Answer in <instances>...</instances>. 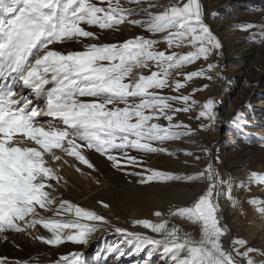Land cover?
Listing matches in <instances>:
<instances>
[{"label": "snow or ice", "instance_id": "1", "mask_svg": "<svg viewBox=\"0 0 264 264\" xmlns=\"http://www.w3.org/2000/svg\"><path fill=\"white\" fill-rule=\"evenodd\" d=\"M127 3L140 7H126L121 0H0V234L32 235L31 230L42 226L51 235L35 238L47 245H86L91 234L108 225L131 237L128 243L135 251L151 246L175 264H242L237 256L246 264H264V252L249 247L245 239H234L231 250L224 247L222 237L228 229L218 216V188L223 181L212 165L195 176L153 169H147V177L137 171L128 173L140 176L142 185L206 181V190L191 205L153 213L158 218L198 223L199 239L174 225L169 227V219L133 221L161 238L129 232L111 225L95 211L53 195L61 177L50 163L62 166L69 163L65 157H74L94 170L85 149L106 156L117 169L143 167L141 154L167 152L159 145L191 134L190 126L176 121V116L193 110L198 104L193 95L202 89L193 88L189 94L181 90L194 78L213 79L208 73L217 66L211 63L207 69L183 71L200 59L207 61L221 46L204 22L199 0H169L163 5L159 0ZM135 16L143 18L133 19ZM126 22L150 36L164 35L162 39L140 35L119 44L96 43L93 41L100 37L84 27L116 29ZM67 41L80 43L82 50L63 52L50 47ZM160 43L167 48L159 50ZM184 47L194 50L175 51ZM207 87L203 85V89ZM23 89L33 95H21ZM41 99L44 107L37 103ZM215 106L211 98L200 104L197 119L209 122L202 128L214 126ZM182 128L186 131H174ZM250 182L264 185V175L252 173ZM249 203L264 218V201L251 199ZM65 215L73 218L63 219ZM109 251L125 255L119 247ZM253 253L262 259L254 258ZM60 261L85 264L75 252L61 256Z\"/></svg>", "mask_w": 264, "mask_h": 264}, {"label": "rangeland", "instance_id": "2", "mask_svg": "<svg viewBox=\"0 0 264 264\" xmlns=\"http://www.w3.org/2000/svg\"><path fill=\"white\" fill-rule=\"evenodd\" d=\"M237 1L239 3L229 6L227 9L216 7L214 3L211 7L202 9L204 22L218 38L221 46L213 51L207 61L200 59L183 69L184 72H193L201 68L207 69L209 63L217 66L208 73L213 77L212 80L194 78L186 84L185 89L181 90L183 94H189L193 88L202 89L193 95V98L198 101L193 110L189 113H179L176 116V121H182L190 126L191 134L159 145L167 148V152L141 154L143 167L136 169L130 166L117 169L106 156L95 150L85 149L87 158L94 165V170L87 166L82 168L79 166L81 171L77 174H61L57 171L61 179L57 186V192L53 195L58 199L70 201L103 215L115 227L161 238L149 229L133 225L134 220L149 219V217L143 215L141 211L139 213L133 206L125 207L128 192L136 195L150 192L160 198L163 204L161 206H165V210L168 211L170 207L191 205L204 193L207 182L203 180H176L168 183L153 181L142 185L138 182L140 176L128 173L137 171L147 177L150 174L147 169H153L181 177L195 176L212 165L223 181V184L218 188L221 193L218 198V216L221 225L228 229V233L222 237L224 247L231 250L234 239H245L249 247L264 252V228L256 239H248L256 227L252 220V214L256 211V207L249 201L251 199L264 201V185L250 182L252 173L264 175V0ZM93 2L98 3L99 0H93ZM121 2L129 8L140 7L127 3V0H121ZM159 2L163 5L167 4L169 0H159ZM159 10L153 9V11ZM0 18L3 17L0 16ZM132 18L141 19L143 17ZM216 22L231 23L230 33L242 42L239 47L246 52L241 56L242 59L232 57L233 53L223 46L218 32H214V23ZM84 27L100 37L99 40L93 41L96 43L119 44L140 35L152 39H162L164 35L150 36L142 28L127 22L119 25L116 29L101 30L98 27ZM50 47L63 52L82 50V45L75 41L57 43ZM157 47L159 50H165L167 45L160 43ZM192 50L194 49L190 47L175 49L182 54ZM179 79L183 80V76ZM205 84L208 87L203 89ZM170 94L176 95V93ZM25 95L32 96L33 94H30V91L26 89ZM209 98L215 102L214 111L217 120L211 128H202L201 125H207L209 122L203 118L197 119V116L200 104ZM44 103V100L41 99L40 106L44 107ZM161 123L166 125V121H161ZM174 131L183 132L186 129H174ZM185 153H192V155ZM197 156L199 159H196ZM71 158L73 160L74 157ZM50 166L57 170L54 165L50 164ZM76 176L78 177L76 178ZM101 201L108 204L109 207L104 208ZM167 211L162 212L166 213ZM148 213L149 211L146 212V214ZM229 213L233 214L232 218L228 217ZM45 215L52 217L54 213H45ZM258 216L261 217L260 214ZM154 217L150 218L154 223L169 219V227L174 225L195 239L200 237L198 223L191 224L189 221L167 216H162L160 219ZM62 218L71 219L73 217L65 215ZM154 219H158V221ZM188 224L193 226L189 227ZM101 230H105L104 235L92 241L89 247L87 244L71 242L62 243L59 246L47 245L42 240L35 238L36 236L47 238L51 235L42 226L31 230L32 235L14 232L2 233L5 237L0 239V259L4 260V264H66V262L60 261V257L75 252L81 254L85 264H175L168 256L154 251L151 246L145 247L139 252L135 251V248L128 243L132 238L116 232L114 227L104 225ZM94 235L95 233L91 234L89 240ZM114 247L121 248L125 255L117 256L110 252L109 250ZM149 252H152L151 256H149ZM252 255L258 260L262 259L257 253ZM236 259L241 260L242 264H246V260L241 257L237 256Z\"/></svg>", "mask_w": 264, "mask_h": 264}, {"label": "bare ground", "instance_id": "3", "mask_svg": "<svg viewBox=\"0 0 264 264\" xmlns=\"http://www.w3.org/2000/svg\"><path fill=\"white\" fill-rule=\"evenodd\" d=\"M200 4H201V9L207 8V7H211V5L214 3V5L216 7L219 8H224L227 9L229 6L234 5L239 3L237 0H199ZM228 22V21H227ZM214 27L215 30L214 32H218L219 36H220V40L222 41L223 46L229 50V52H232V57H236L237 59L240 60V58L242 59V55H244L246 52H244V50H241L239 45H241V41L232 33H230V29H231V23H222V22H216L214 23ZM235 34V33H234ZM238 35V34H237ZM243 48V47H242ZM248 56V55H247ZM245 58V57H244ZM243 62V61H242ZM224 77V74H223ZM225 78V77H224ZM226 79V78H225ZM26 93V89H23L20 94L21 95H25ZM32 94V93H30ZM29 95V94H28ZM37 103L40 104V100L37 101ZM226 117V116H225ZM47 117H41V119L47 120ZM50 119V118H49ZM192 142V141H191ZM193 147V146H192ZM194 148V147H193ZM87 152L84 151V154L87 157ZM239 157V156H238ZM69 163L68 164H63L62 166L60 165V162H54V163H50L51 165H54L55 168L57 169L58 173H80L77 172L75 169L78 168H82L85 165L80 164L79 161H77L75 158L71 157H65ZM73 162V163H72ZM80 166V167H79ZM66 175V174H65ZM81 175V174H80ZM64 176V175H63ZM68 176V175H67ZM78 176H76L77 178ZM68 178V177H67ZM73 178V177H72ZM226 182V181H225ZM176 184V183H175ZM170 186V185H169ZM173 186V185H172ZM157 189V188H156ZM155 191V190H154ZM132 193V192H131ZM128 192V194L126 195V203H125V207H131L133 206V208H137L138 212L141 211L143 212V215H146V217H149L153 219L154 215V211H167L165 210V206H161L163 205L160 201V198L157 196H154L153 194H151L150 192H147L145 194H138L136 195L135 193L131 194ZM157 193V192H156ZM160 196V195H159ZM167 208V207H166ZM129 210V209H127ZM145 211V212H144ZM148 214H146V212H148ZM226 211V210H225ZM134 212V211H133ZM139 212V213H141ZM137 215V214H136ZM142 215V216H143ZM233 215V214H232ZM232 215L229 213L228 217L232 218ZM259 213L257 211H254L252 214V220H254V223L256 224L255 226V230L253 231V233L251 235H249L248 239L253 240L257 238V235L260 234V232L263 230L264 228V219L260 216H258ZM166 217V216H165ZM155 218V217H154ZM160 219V217L158 218ZM158 219H154L157 220ZM236 219V218H235ZM156 221V222H157ZM154 222V221H153ZM192 224V223H191ZM189 227L193 226L188 224ZM197 226V225H195ZM103 228V227H102ZM101 228V229H102ZM105 231V230H104ZM103 230H99L97 232H95L94 237H92L88 243H87V247L90 246V243H92V241L97 240L98 238H100L102 235H104ZM5 237L4 234L0 235V239H3Z\"/></svg>", "mask_w": 264, "mask_h": 264}]
</instances>
